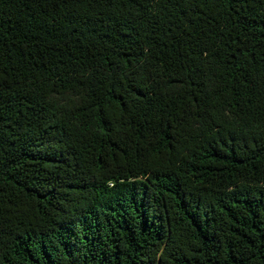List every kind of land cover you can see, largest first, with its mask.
Returning <instances> with one entry per match:
<instances>
[{
  "label": "trees",
  "instance_id": "obj_1",
  "mask_svg": "<svg viewBox=\"0 0 264 264\" xmlns=\"http://www.w3.org/2000/svg\"><path fill=\"white\" fill-rule=\"evenodd\" d=\"M0 264H264V0H0Z\"/></svg>",
  "mask_w": 264,
  "mask_h": 264
}]
</instances>
